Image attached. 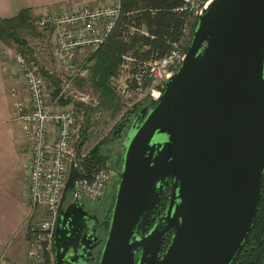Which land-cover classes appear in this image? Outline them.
<instances>
[{
  "label": "water",
  "instance_id": "95a60500",
  "mask_svg": "<svg viewBox=\"0 0 264 264\" xmlns=\"http://www.w3.org/2000/svg\"><path fill=\"white\" fill-rule=\"evenodd\" d=\"M126 124L98 264H235L264 191V0H213L154 105L114 135ZM98 224L72 199L55 230L56 264L91 256Z\"/></svg>",
  "mask_w": 264,
  "mask_h": 264
},
{
  "label": "built area",
  "instance_id": "2783aa9c",
  "mask_svg": "<svg viewBox=\"0 0 264 264\" xmlns=\"http://www.w3.org/2000/svg\"><path fill=\"white\" fill-rule=\"evenodd\" d=\"M212 1L182 0V4L176 8L186 15L181 41L174 43L165 56L140 62L139 67L129 73L124 84V92L129 97L144 94L152 87L153 101L159 98L166 81L185 60L187 48L182 46L183 39L192 36L195 22ZM123 14L122 0H115L111 4L95 7H64L59 12L35 18L34 25L39 30L47 32L52 29L55 36L53 54L59 67L60 86L53 98L46 77L30 63L27 56L19 52L12 54L8 49L4 53V64L10 68V74L16 75V70L20 72L28 93V99H25L16 85L9 89L13 99L11 117L27 146L28 162L30 157L31 214L27 220L29 264H47L46 254L52 251L67 175L70 167L77 165L74 148L78 125L76 111L69 104L61 103L67 99L79 72L83 74L75 61L79 55L94 53L102 48L119 26ZM155 88L161 89L156 92L158 96H155ZM52 126L57 129L54 140L50 137ZM116 173V169L104 167L97 169L90 178H76L72 186V199L99 201Z\"/></svg>",
  "mask_w": 264,
  "mask_h": 264
},
{
  "label": "rangeland",
  "instance_id": "374dc122",
  "mask_svg": "<svg viewBox=\"0 0 264 264\" xmlns=\"http://www.w3.org/2000/svg\"><path fill=\"white\" fill-rule=\"evenodd\" d=\"M19 34L20 37L27 41L30 46V50L35 60L38 62V64L36 63L38 69L41 68L42 70L48 72L49 75H54L56 77V80L53 82L50 77L46 76L47 83L50 85L53 93L56 88L55 86H60V79L58 76L59 67L53 54L55 47V36L53 30L49 29L47 32H42L34 25L33 19V21H31V26L22 29ZM190 41L191 37L187 36L183 39L182 46L187 48ZM3 46L12 54L21 52L19 46L14 42L10 44L3 43ZM105 50V53L109 51L107 49ZM91 54L92 53H84L77 57L75 64L80 67L83 74L79 72L74 80L73 88L66 99L67 104L75 109L78 120L74 141V148L76 152L75 164L80 163L86 154L90 153L94 147L99 146L101 151L108 155L105 165L99 168H114L118 172L122 162L124 142L130 126L128 125L125 128H121L123 132L121 136L114 135V132L117 125L127 117V114L132 113L133 109L142 110L146 106L145 104H147L148 107L152 106V89L154 88L150 87L144 94H133L132 97H129L126 92H124L125 81L127 80L129 73H131L132 70H134L133 68H135L133 64L134 60L131 58V53H125V57L124 55L123 57L121 55V58H123L124 61L116 66L115 73H108L106 68L99 72L97 63L99 56L89 57ZM111 60H113V58H110V61ZM139 64L140 62L137 64L136 68L139 67ZM15 73L20 84L24 86L20 72L16 70ZM95 81L101 82V85L96 86L94 84ZM105 86L107 87L104 90ZM160 90L155 88V93ZM51 97L53 98L54 96ZM56 131L57 129L55 126L50 128V137L52 140L56 138ZM127 144L128 141L125 142V146ZM73 166L71 167L73 168ZM71 167L67 175V184L72 171ZM30 168L29 157V162L27 164V168L25 169L26 173L23 176L22 182L26 193L30 192ZM117 178L118 175L116 173L113 175L111 182L108 185L105 197L98 202L100 210L101 208H104V205L114 196ZM70 201H72L71 190H67L66 187L63 205L68 204ZM27 238L28 258V234ZM46 255L47 264H55L53 252L50 251ZM26 264H29L28 259Z\"/></svg>",
  "mask_w": 264,
  "mask_h": 264
},
{
  "label": "trees",
  "instance_id": "16d2710c",
  "mask_svg": "<svg viewBox=\"0 0 264 264\" xmlns=\"http://www.w3.org/2000/svg\"><path fill=\"white\" fill-rule=\"evenodd\" d=\"M181 4L182 0H122L124 14L119 26L110 35L104 46L89 56H99L97 62L99 72L106 68L108 73H115L116 66L124 61L121 55L123 57L128 52L131 53V58L134 60V70L137 69L136 66L139 62L160 58L169 53L173 44L181 41L184 35L186 15L176 10ZM33 19L35 20L27 9L11 18L0 17V41L5 44L13 42L17 44L20 53L27 56L30 63L37 67L36 63L38 64V62L35 60L30 46L19 34L22 29L31 26ZM133 27L136 28L135 31L132 30ZM105 49L109 51L105 53ZM110 58H113V60L110 61ZM38 70L45 77H50L53 82L56 80L54 75H49L41 68ZM94 84L100 86L101 82L95 81ZM55 87L53 96L57 94L58 90V86ZM106 87H104V90ZM61 103L67 104L66 100H62ZM154 103L153 101L152 105ZM145 105L148 107L147 104ZM142 110L133 109V112L127 114V116ZM128 125L130 126V124ZM107 159L108 155L104 154L101 148L97 146L86 154L80 163L73 166L67 184V190H71V196L74 180L78 177L90 178L99 167L105 165ZM120 165H122V162ZM263 207L264 191L260 202V208ZM152 224L151 221L149 226H152Z\"/></svg>",
  "mask_w": 264,
  "mask_h": 264
},
{
  "label": "crops",
  "instance_id": "0c3cea01",
  "mask_svg": "<svg viewBox=\"0 0 264 264\" xmlns=\"http://www.w3.org/2000/svg\"><path fill=\"white\" fill-rule=\"evenodd\" d=\"M115 0H0V17L11 18L29 10L33 18L59 12L64 7L102 6ZM7 49L0 41V264L27 263V220L31 214L29 193L23 188L28 164V151L22 133L12 120L13 99L9 95L16 85L20 95L28 99L25 84L10 74L4 64ZM19 83V85H18Z\"/></svg>",
  "mask_w": 264,
  "mask_h": 264
},
{
  "label": "flooded vegetation",
  "instance_id": "af4514ba",
  "mask_svg": "<svg viewBox=\"0 0 264 264\" xmlns=\"http://www.w3.org/2000/svg\"><path fill=\"white\" fill-rule=\"evenodd\" d=\"M126 126H127V124L125 125V127ZM125 127H122V128H125ZM120 132L122 135L123 134L122 129H120ZM170 193H171V191H170V185H169L166 188V191H165L163 198L160 202L158 210L154 214L153 220H155L156 217H158L160 214H162L164 212V210L168 204V201H169ZM105 195L103 196V198L105 197ZM115 199H116V189H115L114 196L112 197V199H110V201L107 202L104 205V208H101V210L99 209V206H98V204H99L98 202H100L101 199L99 201H96V202H91L89 200L80 199L81 201L84 202L85 210L87 211L88 215L96 216L99 220V224H98V228H97V235H98V240H100V241H99L98 245L92 249L91 256H85L83 259L80 258L79 262L76 264H98L99 263V260L101 258V254H102V250H103V247H104V244L106 241L107 231L109 229L110 218H111V214H112V209L114 207ZM70 202H72V201H70ZM68 204L62 205V207L60 208V210L58 212L56 224H55V230L57 228L59 215H60L62 210L67 208ZM260 210H261V213H260ZM258 213H257V220L255 223V226L252 229L251 234L249 236V239H248L247 243L245 244V246L243 247V249L240 253V256H239V258L235 264H264V207L261 209L260 205H259ZM153 223H154V221H153ZM170 233H172V232L170 231L169 235H170ZM165 247L166 246H163V251L165 250ZM52 252L55 255L54 241H53V246H52ZM139 254H140V251L137 253V258L139 256ZM54 262L56 264L55 257H54ZM62 264H70V263L64 262ZM72 264H74V263H72Z\"/></svg>",
  "mask_w": 264,
  "mask_h": 264
},
{
  "label": "bare ground",
  "instance_id": "6f19581e",
  "mask_svg": "<svg viewBox=\"0 0 264 264\" xmlns=\"http://www.w3.org/2000/svg\"><path fill=\"white\" fill-rule=\"evenodd\" d=\"M158 95H159L158 93L155 94V96H158Z\"/></svg>",
  "mask_w": 264,
  "mask_h": 264
}]
</instances>
